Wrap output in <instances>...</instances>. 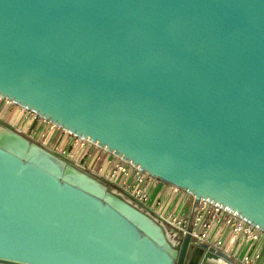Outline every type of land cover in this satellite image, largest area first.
Listing matches in <instances>:
<instances>
[{
	"label": "water",
	"instance_id": "1",
	"mask_svg": "<svg viewBox=\"0 0 264 264\" xmlns=\"http://www.w3.org/2000/svg\"><path fill=\"white\" fill-rule=\"evenodd\" d=\"M0 96L264 230V0H0ZM13 130L0 264H238Z\"/></svg>",
	"mask_w": 264,
	"mask_h": 264
},
{
	"label": "built area",
	"instance_id": "2",
	"mask_svg": "<svg viewBox=\"0 0 264 264\" xmlns=\"http://www.w3.org/2000/svg\"><path fill=\"white\" fill-rule=\"evenodd\" d=\"M5 103L14 102L0 96V122L18 128V119H27L30 137L40 132L43 147L54 153L62 150L64 157L76 167L92 173L128 196L135 205L168 228L179 247L185 236L190 234L191 244L204 242L238 264H264V230L236 211L208 199L195 204V196L187 190L141 170L105 146L78 136L20 105L17 108L10 106L8 110L12 117L8 119L4 113ZM166 187L170 194L162 197ZM156 191L160 194L153 200Z\"/></svg>",
	"mask_w": 264,
	"mask_h": 264
},
{
	"label": "bare ground",
	"instance_id": "3",
	"mask_svg": "<svg viewBox=\"0 0 264 264\" xmlns=\"http://www.w3.org/2000/svg\"><path fill=\"white\" fill-rule=\"evenodd\" d=\"M14 130L5 126V125H1L0 124V137L3 135V134H13ZM61 158V162L62 164H64L65 166H68L69 169H72L74 170L75 172H77L78 174H80L81 176H84L88 179H91L93 180L94 182H98L95 178H93L92 176H89L84 170H81L79 169L78 167L70 164L68 161H66L65 159H63L62 157ZM100 183L99 185L103 188H106L107 190H110L113 194L117 195L119 198L123 199L124 201L130 203V204H134L133 201L128 197L126 196L125 194H123L122 192H120L119 190H117L115 187L113 186H105L104 184H102L101 182H98ZM166 234L168 236V239L171 241L172 244H176L175 243V240L173 239V237L171 236L170 234V231L168 228H166ZM217 264H225L223 263L222 261H219Z\"/></svg>",
	"mask_w": 264,
	"mask_h": 264
},
{
	"label": "rangeland",
	"instance_id": "4",
	"mask_svg": "<svg viewBox=\"0 0 264 264\" xmlns=\"http://www.w3.org/2000/svg\"><path fill=\"white\" fill-rule=\"evenodd\" d=\"M12 102H13V101H12ZM15 104H16V103H15ZM15 104H14V103H5L4 113H5V115H6V118L11 119V117H12V112L9 111L8 109L10 108V106H11V107H14V108H17V107L19 106V104H16V105H15ZM20 110H21V109H20ZM24 114H25V113H24ZM26 120H27V119H24V118H22V119H20V120L18 119V121L16 122L18 128H14V127H12L11 125H9V124H7V123H4V122H0V124H1V125H5V126H9V127L13 128V129L17 130L19 133H21L23 136H25V137H27L28 139H30L32 142L37 143V144L43 146V144H42V143H43V140L40 141V136H39L40 132H38L33 138L30 137L31 130H28V124H29V122H28V121L26 122ZM51 146H53V145H51ZM55 154H57L58 156H60V157H62V158H64V159H66L67 161H70V162H71L70 159L64 157V154L62 153V150L60 151V149H59V153L57 152V153H55ZM184 190H185V189H184ZM191 252H192V248H191L190 251H189V255L191 254ZM189 255H188V256H189Z\"/></svg>",
	"mask_w": 264,
	"mask_h": 264
},
{
	"label": "crops",
	"instance_id": "5",
	"mask_svg": "<svg viewBox=\"0 0 264 264\" xmlns=\"http://www.w3.org/2000/svg\"><path fill=\"white\" fill-rule=\"evenodd\" d=\"M160 194V192L156 191L153 197V200H155V198ZM169 189L166 187L163 194H161L162 197H165L167 195H169ZM152 203H154V201H152ZM189 205H187L186 207L188 208Z\"/></svg>",
	"mask_w": 264,
	"mask_h": 264
}]
</instances>
